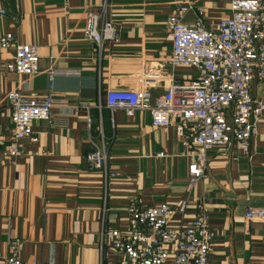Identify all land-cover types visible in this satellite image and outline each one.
<instances>
[{
	"label": "crops",
	"instance_id": "1",
	"mask_svg": "<svg viewBox=\"0 0 264 264\" xmlns=\"http://www.w3.org/2000/svg\"><path fill=\"white\" fill-rule=\"evenodd\" d=\"M101 1L0 0V33L35 42L38 53L33 73L0 69L3 132L9 125L8 91L52 97L50 119L31 121L35 142L23 143L15 155L2 154L0 146V258L7 253V239L18 236L27 262L97 264L103 203L104 226H123L119 217L129 201L164 200L176 207L186 199L183 211L170 216L176 224L194 214L201 198L212 233L209 264H264V220L244 217L245 205L264 206V109L247 153L234 144L211 146L204 174L186 190L190 156L173 128L152 125L147 110L125 115L103 105L105 88L136 86L143 66L154 69L168 54L164 23L176 0H107L104 13L117 25V38L98 47L83 36L82 23L85 11L98 10ZM191 1L205 25L228 13L229 0ZM9 54L10 48L0 49V58ZM53 67L78 72L50 73ZM159 73L156 93L165 81L182 80L193 69L166 65ZM250 92L264 103V78L251 82ZM97 145L112 176L86 168L84 154ZM158 150L162 155L155 154Z\"/></svg>",
	"mask_w": 264,
	"mask_h": 264
},
{
	"label": "built area",
	"instance_id": "2",
	"mask_svg": "<svg viewBox=\"0 0 264 264\" xmlns=\"http://www.w3.org/2000/svg\"><path fill=\"white\" fill-rule=\"evenodd\" d=\"M106 4L107 0H102L98 10H86L82 23L83 36L98 47L117 38V25L104 13ZM188 13L192 14L189 20L185 19ZM201 13L191 0H176L164 23L170 40L168 54L155 61L154 69L146 63L136 86L103 91V105L110 110L119 108L125 115L147 110L152 125L173 128L190 156L186 190L204 174L206 151L211 146L234 144L247 153L249 137L257 131L264 109L262 99L250 92L251 82L264 78V0H229L228 13L207 25ZM8 48L10 54L0 58V69L26 74L38 69L35 42L20 41L5 31L0 33V49ZM166 65L190 67L193 73L182 80L173 77L165 81L160 92H153ZM49 72L76 74L78 70L53 67ZM6 96L9 125L5 134L0 123V146L2 154L15 155L22 151L23 143L38 139L31 121L50 119L52 97L33 91L22 96L17 90L8 91ZM86 122L89 125V116ZM96 128L102 140L101 128ZM155 154L162 155V151ZM106 158L101 145L84 154L86 168L112 176L113 171L106 169ZM185 203L182 199L173 207L164 200L152 204L129 201L119 217L125 221L123 226H104L103 203L97 264H209L212 233L203 200H196L190 218L169 222L171 214L182 212ZM244 217L264 220V206L245 205ZM22 243L18 236L9 237L0 264H35L21 258Z\"/></svg>",
	"mask_w": 264,
	"mask_h": 264
}]
</instances>
